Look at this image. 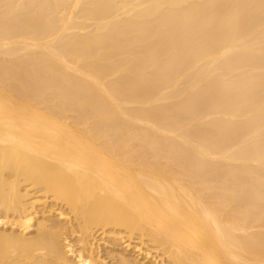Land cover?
Masks as SVG:
<instances>
[{"label": "bare ground", "instance_id": "obj_1", "mask_svg": "<svg viewBox=\"0 0 264 264\" xmlns=\"http://www.w3.org/2000/svg\"><path fill=\"white\" fill-rule=\"evenodd\" d=\"M0 264H264V0H0Z\"/></svg>", "mask_w": 264, "mask_h": 264}]
</instances>
